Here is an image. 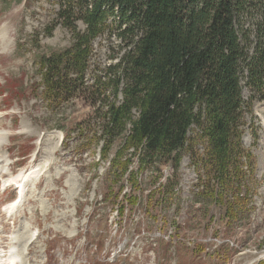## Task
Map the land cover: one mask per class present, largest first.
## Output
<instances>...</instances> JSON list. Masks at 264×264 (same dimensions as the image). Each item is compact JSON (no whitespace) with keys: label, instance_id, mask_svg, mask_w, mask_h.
<instances>
[{"label":"rangeland","instance_id":"obj_1","mask_svg":"<svg viewBox=\"0 0 264 264\" xmlns=\"http://www.w3.org/2000/svg\"><path fill=\"white\" fill-rule=\"evenodd\" d=\"M56 12V0H0L6 31L4 50L0 40V130L7 134L0 152L15 175L50 151L45 172L17 208L4 210L17 185L0 190V264H11L3 257L11 242L21 264H264V97L250 98L241 82V147L251 158L242 160V211L230 219L222 202L211 201L186 155L176 175L166 167L136 172L129 156V171L121 174L109 163L119 141L105 160L99 144L85 146L86 128L97 125L80 93L46 101L38 61L72 43ZM258 17L245 16L242 25ZM76 25L84 30L81 21ZM111 30L91 43L86 87L122 54L118 31ZM234 195L228 192L224 200L232 202Z\"/></svg>","mask_w":264,"mask_h":264},{"label":"trees","instance_id":"obj_2","mask_svg":"<svg viewBox=\"0 0 264 264\" xmlns=\"http://www.w3.org/2000/svg\"><path fill=\"white\" fill-rule=\"evenodd\" d=\"M56 5V22L71 32L72 43L38 61L46 101L80 93L92 105L97 125L86 128L85 146L99 144L105 160L119 141L109 163L121 174L129 171V156L135 157L136 172L166 167L176 175L186 155L211 201L222 202L228 217L237 218L246 197L239 192L246 175L242 160L251 158L241 147L246 105L241 82L250 98L264 97V0H56ZM254 13L257 21L244 27L242 18ZM77 21L84 30H77ZM113 28L122 54L86 87L91 43ZM228 192L235 194L232 202L224 200Z\"/></svg>","mask_w":264,"mask_h":264},{"label":"bare ground","instance_id":"obj_3","mask_svg":"<svg viewBox=\"0 0 264 264\" xmlns=\"http://www.w3.org/2000/svg\"><path fill=\"white\" fill-rule=\"evenodd\" d=\"M0 40L2 42L1 48H2V50H4V48L6 46L5 25L0 27ZM25 131H27V130H25ZM55 135H56L57 140H58L57 143H59V140H61V134L56 133ZM6 142H7V134L4 131L0 130V147L5 145ZM38 142H40V140ZM38 142H37V144H38ZM55 146H56V144H55ZM46 154L49 155L50 151H47ZM46 154H45V157L37 165H34L33 167L28 168L27 171H26V169L20 170V171H18V173L13 175V173H11L10 169L8 168L9 161L6 157L7 154L5 152H0V179L2 176H5V178H2L3 180L1 182L0 190L5 192L7 190V188L10 187L11 185H17L16 188H18L16 198L13 200L12 203H10L9 205H6L4 210H10L11 211L12 208H17L21 204V202H23V199L26 197L25 196L26 193H28L32 189H35V185L39 181L38 179H40V177L43 175V173L45 172V170L47 168ZM3 192H1V193H3ZM12 243L13 242H11L8 245L9 250L6 252L5 256H3V257H5V261L8 263L21 264V261H20L21 259H18L19 255L17 254V251H15V245H13ZM263 255H264V253H263Z\"/></svg>","mask_w":264,"mask_h":264}]
</instances>
